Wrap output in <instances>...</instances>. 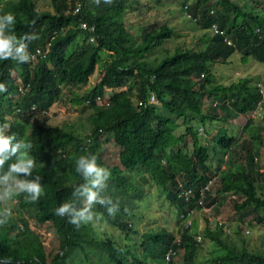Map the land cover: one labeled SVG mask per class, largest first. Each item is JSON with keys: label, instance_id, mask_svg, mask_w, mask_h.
<instances>
[{"label": "trees", "instance_id": "16d2710c", "mask_svg": "<svg viewBox=\"0 0 264 264\" xmlns=\"http://www.w3.org/2000/svg\"><path fill=\"white\" fill-rule=\"evenodd\" d=\"M49 1L52 11L38 10V0H0V15L10 12L16 19L13 27L0 33L15 36L12 55L0 60V82L6 86L0 92V134L10 137L9 149L23 145L14 153H0V183L9 187L17 181L37 182L39 177L43 189L36 200L26 191L19 192L18 215L27 217L0 212V264H164L170 251L183 252L182 264H203L197 259L203 250L212 257L208 264H264L263 254L228 244L221 227L212 229L207 218L201 230L193 224L184 228L180 218L213 209L215 215L232 212L244 221L264 211V158L262 170L255 171V141L236 142L222 129L213 136L209 133L215 123L225 122L221 113H251L261 99L258 88L249 86L250 80L222 86L214 83L211 70L215 64L225 65L235 52L264 66V0L183 2L195 26L208 31L216 24L225 31L224 37L208 31L200 38L201 49L180 47L152 60L154 49L172 39L174 32L162 24L150 33L139 28V36H133L125 26L133 9L130 0ZM21 43L28 57L23 60L15 53ZM37 51L42 53L34 62L31 55ZM97 68L100 73L91 90L83 97L71 92L62 101L89 110L88 132L82 137L72 126H54L56 113H49L62 100V89L85 86ZM151 95L155 100L149 103ZM13 106L19 111L11 116ZM251 124L248 119L247 133ZM262 132L264 127L259 136ZM107 144L116 151L118 171L102 162L101 148L103 152ZM213 144L217 155L221 150L241 156L249 170L213 172L209 165L215 155ZM22 152L25 159H32L31 168L27 173H11L5 182L3 177ZM81 155L95 157L97 166L108 170L98 191L105 202L93 201L88 208L91 220L77 217L72 222L77 212L88 207L84 189L93 187L94 177L76 170ZM147 176L156 195H165L174 207L176 223L182 225L177 231L179 242L164 227L140 232L152 194L141 196L131 210L129 196L119 205L106 190L119 179L130 191L124 179ZM212 176L217 177L213 184ZM185 190L191 191L187 201L180 195ZM227 194L233 196L227 199L231 211L216 206ZM66 202L73 211L58 215L56 209ZM16 205L5 208L12 211ZM98 218L103 225L90 223ZM31 219L38 226H51L56 246L48 252L41 236L31 229ZM255 219L264 220L260 215ZM109 225L119 229L122 243L111 239ZM196 235L203 241L197 243Z\"/></svg>", "mask_w": 264, "mask_h": 264}, {"label": "rangeland", "instance_id": "374dc122", "mask_svg": "<svg viewBox=\"0 0 264 264\" xmlns=\"http://www.w3.org/2000/svg\"><path fill=\"white\" fill-rule=\"evenodd\" d=\"M133 5V9L128 11L126 15V28L133 36H139V28L140 31L143 28L144 32L150 33L154 29L158 28L162 24H166L168 27L173 30L174 34L172 35V39L166 40L163 43V46L160 48L154 49L152 55L149 56V60L154 58H161L164 55V51H169L170 54L177 48H189V49H198L202 48L203 44L200 42V38L204 35H209L208 31H203L195 26L194 23L189 20L185 13L183 12V2H186L187 5H191L193 0H130ZM36 7L40 11H52L50 1L49 0H38ZM152 27V28H150ZM150 28V29H148ZM148 29V30H147ZM243 58V59H242ZM214 83L221 84L222 86H227L231 82H237L239 79H248L249 86H257L263 80L264 85V66L263 64L255 63L252 58L244 57L241 53L235 52L228 60V62L223 64H215L211 70ZM94 78L89 79L87 84L81 88H63L62 89V100L59 104H55L51 107L49 115L52 112L56 113L54 116V126H72V129L82 137L84 133L88 132L90 128V120L87 115L90 114L89 110L82 106H73L72 104H62V101L69 98L71 96V92H74L79 97H83L89 90L93 88L96 84V80L99 75V68L95 71ZM264 90V89H263ZM207 102V101H206ZM12 115L14 116L17 113V107H12ZM222 118L225 119L223 124L215 123V127L210 128L209 133L212 136L216 133L217 130H224L228 132L236 139V142H239L242 138H250L255 141L253 148H255V152L253 154V162L257 166L259 170H262L261 165L263 164L264 158V133L262 132L259 136V130L264 127V123L262 119L264 118V104L262 105V111L257 113H248L245 115H234L233 112H223L221 113ZM232 118V119H230ZM251 118V119H250ZM250 119L252 122L251 128L248 133L246 129V123ZM32 128V127H31ZM208 130V127H207ZM178 134L181 133V130L177 131ZM204 136V135H203ZM210 136L208 135L207 138ZM256 137V139H255ZM204 139L202 140V142ZM102 144V143H101ZM211 144V142L209 143ZM214 146L215 155L210 160L209 165L213 172H217L219 174H225L227 170H237L238 168H243L248 171L249 167L247 162L244 159H241V156L235 155V153L230 152H222L218 151V147ZM103 152L101 148V157L102 162L105 165L110 166L111 168L120 167L118 165V157L116 155L115 149L107 144L103 147ZM211 152V149H210ZM117 170V169H116ZM118 171V170H117ZM254 172V171H253ZM134 173L130 175L133 176ZM124 181L132 187V190L128 191L126 188L124 189L123 181L117 179L114 183H110V188L106 187V190L111 193L113 198L116 199V202L121 205V203L125 202V196H129L127 198L131 210H135L138 205V201L141 196H144L147 193L153 195V198L149 201V206L144 212V216L142 219V223L139 226L140 232H144L146 228H152L151 226H156L158 228L164 227L167 230L171 231L173 234L178 235V229L182 226L180 223H176L174 207L170 205L166 201L165 195L161 194L156 195L157 189L150 182V177L147 176L145 179L136 177L134 180L124 179ZM18 182V181H17ZM17 182L12 187H0V204L1 211L5 213L7 211V215L9 217L18 218L19 216L27 217L26 214L18 215L22 211L18 212L17 208V198L19 195ZM107 184V182L105 183ZM7 189V196L4 195L5 190ZM225 200H221L217 202L216 206L220 209L230 210L227 206L228 196H225ZM24 199H28V197L24 196ZM5 205L10 206L16 205L12 208V211H9L5 208ZM210 210L209 220L211 223L212 229H214L218 222H222L224 227L222 228L223 238L230 245H235L237 248H241L245 245V247L252 252H259L264 255V224L254 225L249 227V220L255 219V215H260L261 218H264V211H260L258 214L249 217L247 220H238L237 215H233L232 212H228L229 215H225L223 212L221 214L215 215L213 209ZM231 211V210H230ZM193 226L197 228V230H201L205 227L206 222L205 219L207 216L204 211H193ZM192 217V216H191ZM31 229L38 233L41 236V239L44 242V246L46 248V252L52 246H56L53 244L55 242V236L53 234L51 226L48 224L38 226L37 223L31 219ZM95 225H103L101 220L98 218L97 221L90 222ZM246 227L250 230L249 235H245L244 229ZM110 237L112 240H119L120 243L123 242V237L119 229L116 226L109 225ZM230 233H226L228 231ZM203 241V239H202ZM201 241V242H202ZM207 245L204 246L206 250ZM213 250V249H212ZM183 252L180 251L175 255V257L171 260L172 264H182L183 263ZM197 259L203 263L208 264L212 257L206 252L201 251L198 254ZM166 264V262L164 263Z\"/></svg>", "mask_w": 264, "mask_h": 264}, {"label": "clouds", "instance_id": "9594fccd", "mask_svg": "<svg viewBox=\"0 0 264 264\" xmlns=\"http://www.w3.org/2000/svg\"><path fill=\"white\" fill-rule=\"evenodd\" d=\"M182 9H183V12L185 13V15H189L187 12L188 10L186 9L185 6ZM188 19H190V15H189ZM194 22H195V20H194ZM15 23H16V19H15V16L13 13L9 12V13H5L3 15H0V33H2L3 29L6 27H13L15 25ZM208 31L211 32L210 27H209ZM34 37L35 36L32 35L29 38L31 39ZM14 39H15V36H2V35H0V60H4L8 56L12 55V53H13L12 41ZM24 47H25V45L23 43L19 44L18 47H15V53L22 60L28 58V57L23 55ZM36 61H34V62H36ZM256 87L258 88L260 95H262L260 90H262V92H264L263 80H261V82L259 84H257ZM5 91H6L5 84L0 82V92H5ZM256 108H255V110H256ZM18 111H19V109L17 108V112ZM9 140H10V137H5L2 134H0V153H8V152L14 153V152H16L18 147L23 146L22 144H14L11 146V149H9ZM25 156H26V153H23V152L20 153L19 162L16 164H12L10 166V173L8 175H6L5 177H3L5 182L9 179V176L11 175V173H15V172L27 173L29 171V169L32 166V159L31 158L25 159ZM6 158H7V156L4 157V159H6ZM0 163H2V159H0ZM76 170H77V172L83 170V174L86 177L87 176H93L94 179L91 180V184L93 187H90V188L86 187L84 189V192L87 195L88 207H85V208L81 209L79 212H77L72 217V222H76L77 217H80L84 220H91L92 214L90 212H88V208L91 207L93 201H99L101 204H103L105 202L104 198L98 195V191H99V187L103 186V181L108 174V170H106L105 168H102V167H98L96 164V161H95V157L87 158L84 155H81L78 157ZM213 178L216 179L217 177L212 176L211 179H213ZM38 181H39V177H37V182L25 183L22 181H18L17 182L18 190L19 191H26L27 193L30 194V198L32 200H36L38 197H40L42 190H43L41 187V184ZM0 187H5V186H3L2 183H0ZM10 187H12V186H9V188ZM93 188H95L96 190H93ZM7 194H8V192L6 189L4 195L7 196ZM227 196H228V198L233 197L232 194H227ZM1 207L2 206L0 204V208ZM72 211H73V209L69 206V204L67 202L62 204L59 208L56 209L57 214L60 216L62 214H64L65 212H72ZM111 211H112V209L110 208L109 212L111 213ZM0 212H2L1 209H0ZM7 214H8L7 211H5V215H7ZM220 223H222V222H220ZM217 225L219 227H224L223 224L219 225V222ZM174 257H172L171 260Z\"/></svg>", "mask_w": 264, "mask_h": 264}, {"label": "built area", "instance_id": "2783aa9c", "mask_svg": "<svg viewBox=\"0 0 264 264\" xmlns=\"http://www.w3.org/2000/svg\"><path fill=\"white\" fill-rule=\"evenodd\" d=\"M186 16L189 18V15H186ZM210 30H211V32H212L213 34H216V35L223 36V37H224V35H225V31L219 29L218 26L215 25V24H212V25L210 26ZM224 41H225L228 45H231V41L228 40L226 37L224 38ZM41 53H42L41 51H37V52H35V54L31 55L32 60H33V61H36V57L39 56ZM260 92H261V94H262V95H261V99H260V101L258 102L257 108H256V110H255L253 113H257L258 111H259V112L262 111V105L264 104V92H262V90H260ZM154 100H155L154 96L151 95L150 98H149V103L154 102ZM140 105H141V104H140ZM199 131H201V130H199ZM214 180H215V178L211 179V180L209 181V183L212 184V182H213ZM205 189H206V187H205ZM180 195H181V196L187 201L188 198L191 196V191H190V190H185V191L181 192ZM202 211H204V213H205L206 216H207V219L209 220V217H210V215H209L210 210H209V209H203ZM192 213H193V211L188 212L186 215H181L180 218L182 219V225H183L184 228H189V227L192 226V224H193V215H192ZM191 216H192V217H191ZM247 223L250 224L249 227H252V226H254V225H258V222H257L256 220H253V219L249 220V222H247ZM221 224H222V223L219 222V225H221ZM260 224L263 225V224H264V220H262V221L260 222ZM226 233H230L229 230L226 231ZM244 234H245V235H249V234H250V230H249L247 227H246V229H244ZM194 239H195V241H196L197 243H200V242L202 241V238H201L200 235H196V236L194 237ZM175 240H176V242H179V236H178V235L176 236V239H175ZM175 255H176L175 252H171V251L168 252V254L165 256V262H166V264H169L170 259H171L172 257H174Z\"/></svg>", "mask_w": 264, "mask_h": 264}]
</instances>
